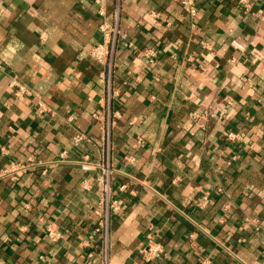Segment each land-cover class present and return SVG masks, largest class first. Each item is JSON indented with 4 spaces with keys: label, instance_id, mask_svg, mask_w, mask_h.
Returning <instances> with one entry per match:
<instances>
[{
    "label": "crops",
    "instance_id": "crops-1",
    "mask_svg": "<svg viewBox=\"0 0 264 264\" xmlns=\"http://www.w3.org/2000/svg\"><path fill=\"white\" fill-rule=\"evenodd\" d=\"M195 5L190 17L178 0H0V168L27 166L0 179V264H262L264 0ZM102 22L118 28L110 72L86 52ZM85 156L108 161L121 206L106 263L95 182L80 187L101 168L81 169ZM149 235L163 253L144 262Z\"/></svg>",
    "mask_w": 264,
    "mask_h": 264
},
{
    "label": "built area",
    "instance_id": "built-area-1",
    "mask_svg": "<svg viewBox=\"0 0 264 264\" xmlns=\"http://www.w3.org/2000/svg\"><path fill=\"white\" fill-rule=\"evenodd\" d=\"M180 4L186 9L187 13L190 17H194L197 13V8L195 5V0H178ZM244 1V0H240ZM99 30L101 32V40L90 46L87 49V54L89 57L97 61L98 63L104 65L106 69L110 72L112 68V62L114 58V44L116 40V35L118 34V28L115 25L109 26L108 24L102 22L99 24ZM231 45L235 48H237L239 51H243L245 49L244 44L240 43L239 41L233 39L231 40ZM140 53L142 55V58L149 63H153L156 56H157V50L151 46V47H144L140 49ZM9 86L13 89L12 94L15 97H21V96H29L31 94V90L25 86L23 83L19 82L16 78H12ZM39 110L43 111L44 107L42 106V103H39ZM96 114H92V116H95ZM214 114L211 113L210 116H213ZM199 114L197 112H190L191 119H198ZM226 140L229 141H236L239 140L240 135L233 132V131H227L225 134ZM86 136L84 133L77 131L73 134L71 138V142L73 145H78L80 142L85 140ZM137 142L141 143L142 139L138 138ZM2 151H4V148H1ZM66 150H62L59 153V156L63 157L65 156ZM132 158L128 156L127 160H131ZM29 164H34L36 162L33 161V159L29 156L27 158ZM40 163V162H38ZM99 166L100 173H98L93 179L91 177L85 176L82 178L80 182V187L84 190L90 189L91 184L94 181L97 191H98V206L95 209V215H96V224L94 230L97 233H100L103 238L104 245L103 247V261L106 263V251H105V240H106V231H107V219L109 212L112 214H119L121 211V206L117 199L111 198V191L109 186V176L111 172V168L109 166V163L107 160H101L98 163H91L86 156L80 160V167L83 170H92L96 166ZM26 165L19 164L17 162L11 161L7 165L0 168V179L7 178L9 180H15L18 175L26 170ZM27 207V205H26ZM46 236L51 241H56L61 239L64 234L63 232L53 229L50 225L46 226L45 228ZM163 253V245L161 242H158L153 238L152 235H149L147 237L146 244L143 248L140 250L141 258L144 262H150L154 261ZM81 258H89L92 257L91 252L88 253H82L79 255ZM49 264V263H44ZM262 264H264V254L262 256Z\"/></svg>",
    "mask_w": 264,
    "mask_h": 264
}]
</instances>
